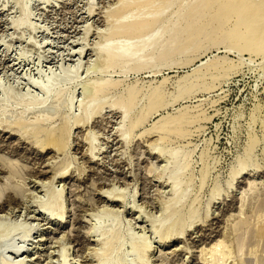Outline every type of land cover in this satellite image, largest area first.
I'll list each match as a JSON object with an SVG mask.
<instances>
[{
  "label": "rangeland",
  "instance_id": "374dc122",
  "mask_svg": "<svg viewBox=\"0 0 264 264\" xmlns=\"http://www.w3.org/2000/svg\"><path fill=\"white\" fill-rule=\"evenodd\" d=\"M122 2L0 0V264H264V19L170 54L186 2L112 40Z\"/></svg>",
  "mask_w": 264,
  "mask_h": 264
},
{
  "label": "bare ground",
  "instance_id": "6f19581e",
  "mask_svg": "<svg viewBox=\"0 0 264 264\" xmlns=\"http://www.w3.org/2000/svg\"><path fill=\"white\" fill-rule=\"evenodd\" d=\"M122 1L123 0H121V2ZM127 1H129V0H124L122 2V4L124 2H126V3L123 5L118 4L119 8H117L115 11H113V10L110 11V12L113 11L112 13H114V15L112 13H110V14H112L115 17H117L116 15H118L120 12L123 11L122 13L123 14L125 13V15H126L125 18L127 16H130L129 18H131V19L126 18L127 20H125L124 18L121 19L122 17H119L120 22L119 23L117 22L118 24H116V26L113 27V29L110 33V37L112 40H116L117 38L122 37V36H125V37L129 36L132 39L137 38L139 35H141V33L143 31L145 32V29L147 30L148 28L155 26V24H157L159 21L164 19V15L166 14L167 9L171 8V6L175 3L176 0H168L167 3H165L166 5L163 9L160 8V4H161L162 0H149V2L147 0H144V1L143 0H137V1L135 0L134 4H132L131 2H130L131 4H128L129 2H127ZM143 2H146V5H144L145 3L143 4ZM184 2H186V4L188 5L186 15L183 17V19H181L175 23V27L177 26L176 24H178V26L176 28L180 27V25L182 26L183 30L180 29L181 27L179 28V30L183 31V32L180 33V31H179L180 34H178V35L176 34L177 36L174 35L177 38V39L175 38L177 41L173 42L172 44L173 45L175 44V45L173 47H168L171 49H166V50H170L169 51L170 54L171 53L173 54L176 51H179L181 53H186L190 47L194 46L195 44L196 45L199 44L200 38H203L204 41L216 39L219 35L222 34L223 24L225 21H227L226 19L229 15L230 16L236 15L238 17V20H237V23H236V26L234 27V29H232V31L229 34H226V37L223 36L226 39L225 43H227L228 47H232L234 49V48H239L240 46H242L240 44V42L242 41L241 39L243 38V36L248 38L246 40L247 42H245V43H247V45L251 44L252 41L258 37L257 36L258 32L256 34V30H257L256 27L258 25H256V27H255V24L259 23L262 18L264 19V0H183V3ZM147 4L149 6H147ZM186 4H184V5H186ZM214 4H216V6H217L216 13L213 16L208 17L207 20L202 21V18H204V19L206 18V16L208 15L209 9ZM142 5L146 6V8H145L146 10L148 8L147 12L143 9L144 7ZM187 5H186V7H187ZM161 6H164V2H163V5H161ZM141 9H143L144 13H147V14L144 18L142 17L140 19H137L139 16V13L142 14V11H140L138 13V11ZM179 9H182V7ZM245 9H246V12L248 11V13L247 14L245 13L246 16L244 17L241 15ZM176 12H174L172 14H176ZM122 13H120V14L123 15ZM131 14H136L137 16L132 15L133 16V19H132ZM25 15L27 16V14H25ZM108 17H110V16H108ZM259 17H261L260 20H259ZM28 19H29V16H27L23 20L20 19V20L14 21V22H12V24H14L13 26H15V27H19L20 25L26 24L28 22ZM229 19L231 20V18H229ZM117 20H119V19H117ZM110 23H112V22H110ZM225 24H226V22H225ZM149 26H151V27H149ZM146 27H148V28H146ZM224 31L225 30H223V32ZM177 32H178V30H177ZM244 39H246V38H244ZM201 42H203V41H201ZM199 47H200V45H199ZM251 47H252V45H251ZM263 48L264 47H262V49ZM105 50L106 51L104 54L106 57H108L106 59H110V61H112L110 63L113 65H116L117 62H120V60L121 61L125 60L124 62H128L131 64L136 63L137 65L141 62L140 59H136L132 55H128L126 53H121V52H115L113 50V47L112 48L109 47L108 49H105ZM158 50H159V47L154 48L152 50V52H150L151 54H149V56L150 57L155 56L154 54L157 53L155 51H158ZM166 50H164V52H167ZM96 51H100V48L98 46L96 48ZM171 51H174V52H171ZM160 53L163 54L162 52H160ZM169 53H164V54L166 55ZM161 54L159 56H161ZM165 55H163V56L165 57ZM166 56H168V55H166ZM217 62H210V63L206 64L205 66H207L208 68H209V65H212V64L214 66H216V65L218 66ZM222 62H224V61H222ZM99 85L103 86L104 84L101 83ZM102 86H100V87L102 88ZM133 87H135V86H133ZM133 87L130 88L131 90L129 89L130 91L129 90L127 91L129 97H127V103L125 102V105H126L125 109L127 108L125 113H128V111H131L133 109V107L138 104L136 102L137 95L134 92L135 88L133 89ZM185 87L186 86H184L182 88H185ZM129 92H130V94H129ZM160 97L161 96H158V99L156 98L157 100L151 101L152 103H150L149 106L146 107V111L144 113H141V116L136 117L137 120L135 118L134 121L132 122V118H131L130 119V121H131L130 124L132 123L131 126H133L135 124L138 125L137 123L140 124V121H142L144 119V117H146V114L149 115L148 113H152V111L154 109H156L155 106L158 105V104L157 105H155V104L160 103V101H162ZM114 103H117V101H115ZM135 109H136V107H135ZM88 111L89 112L87 114H85L87 120H88V117L90 116V114H89L90 109H88ZM129 114H130V112H129ZM124 115H125V118H127L129 116L128 114H124ZM81 120H83V119H81ZM84 120L86 121V119H84ZM67 124H69V122H67ZM168 125H170L169 121H164V124H162L163 128L167 127ZM42 129H45V128H42ZM180 133H182V132H180ZM63 134H64V132L62 133V136L59 134L57 135L55 133L50 134L47 138V141H48L47 145L50 146L51 148L52 147H55V148L63 147V145L66 144V143H64ZM233 172H235V170ZM236 173L237 172H235V174ZM237 174H236V176H237ZM8 249L13 250L17 254L20 253V249L14 248L12 244H9ZM227 255H229V253Z\"/></svg>",
  "mask_w": 264,
  "mask_h": 264
}]
</instances>
